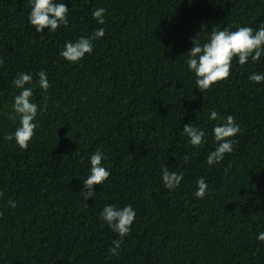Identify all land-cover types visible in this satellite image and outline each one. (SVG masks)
<instances>
[{
	"label": "trees",
	"instance_id": "obj_1",
	"mask_svg": "<svg viewBox=\"0 0 264 264\" xmlns=\"http://www.w3.org/2000/svg\"><path fill=\"white\" fill-rule=\"evenodd\" d=\"M56 2L69 9L68 26L39 33L31 0H0V264H264V81L249 79L264 74V56L244 66L237 58L203 93L185 63L198 34L203 43L216 27L258 30L264 0ZM99 8L103 25L92 16ZM99 28L105 36L79 63L60 56L65 42ZM21 72L40 108L26 150L5 139L19 126L9 114ZM229 115L241 131L209 166L213 128ZM188 124L205 131L198 148L183 134ZM97 150L110 176L85 201ZM163 166L183 174L179 188L164 187ZM201 177L208 190L196 198ZM106 205L136 212L119 256L109 252L120 238L101 219Z\"/></svg>",
	"mask_w": 264,
	"mask_h": 264
},
{
	"label": "clouds",
	"instance_id": "obj_2",
	"mask_svg": "<svg viewBox=\"0 0 264 264\" xmlns=\"http://www.w3.org/2000/svg\"><path fill=\"white\" fill-rule=\"evenodd\" d=\"M30 7L29 23L39 33H43L45 29L54 33L61 25L67 27L69 24V9L65 3H57L56 0H31ZM105 11L104 8H99L93 10L92 13L93 18L101 25L105 23ZM104 36V29L99 28L90 38L81 37L76 42H65L60 56L69 63H79L86 54L93 52V41ZM199 36L200 34L193 41L194 47L185 55L187 57L185 63L190 71L195 74L197 89L201 93L210 90L215 84L227 80L231 75L232 63L237 58L239 65L244 66L250 58L255 63L264 56V25L255 31L251 27H238L235 31L229 28L220 29L216 27L213 28L210 35L208 34L207 40L203 43ZM37 75L39 76V88L46 93L50 88L47 74L40 71ZM249 79L259 84L264 81V74H252ZM32 80L31 75L21 72L13 82L14 87L19 89L20 93L14 97L9 119L16 121L18 118L19 126L14 134H9L5 139L8 141L15 140L16 145L21 150L27 149L38 127L34 121L40 108L39 105L31 101L33 89L26 87V85L31 84ZM46 100L47 97H45ZM209 118L213 121L221 119L215 111L209 113ZM192 125H185L183 134L189 138L193 147L198 148L205 142V131ZM240 131V126L235 123L234 117L231 115L227 116L222 124H217L213 128L217 147L207 156L209 166L223 161L225 155L233 151V145L236 142L234 138ZM105 158L100 150H97L90 157V175L83 181L84 190L81 192L85 201L93 198L95 195L94 187L103 185L110 176L109 171L102 165ZM184 159L187 161L188 157L185 156ZM225 171L227 172V169ZM161 179L164 187L171 191L180 187L184 176L181 173L171 172L163 166ZM196 183L198 185V190L195 193L196 198H204L208 190L207 183L203 177L198 179ZM2 196L3 193L0 192V197ZM9 206L15 208L16 204L9 201ZM2 215L3 213H0V216ZM100 215L101 219L120 238L113 241L114 247L109 249L112 256H119L120 246L124 242V238L130 234L136 212L130 205L121 209L106 205ZM257 239L264 242V232L259 233Z\"/></svg>",
	"mask_w": 264,
	"mask_h": 264
}]
</instances>
